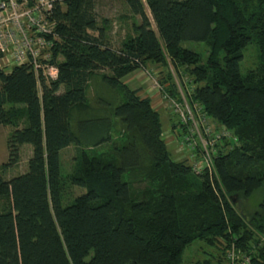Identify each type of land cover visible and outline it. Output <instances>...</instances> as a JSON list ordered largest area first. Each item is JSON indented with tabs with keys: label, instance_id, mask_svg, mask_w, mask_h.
Wrapping results in <instances>:
<instances>
[{
	"label": "trees",
	"instance_id": "1",
	"mask_svg": "<svg viewBox=\"0 0 264 264\" xmlns=\"http://www.w3.org/2000/svg\"><path fill=\"white\" fill-rule=\"evenodd\" d=\"M124 1L141 21L118 48L96 0H54L58 77L0 68V126L14 129L0 173V264H182L198 242L220 252L203 264H226L232 247L264 264V200L250 216L239 205L264 188V0ZM184 42L204 43L206 58ZM251 43L260 66L243 75ZM152 66L166 70L161 98L180 103L166 117L189 161L174 160L154 99L126 83ZM187 107L203 139L208 126L220 136L204 172L193 168L205 149ZM24 145L28 169L7 179Z\"/></svg>",
	"mask_w": 264,
	"mask_h": 264
},
{
	"label": "rangeland",
	"instance_id": "2",
	"mask_svg": "<svg viewBox=\"0 0 264 264\" xmlns=\"http://www.w3.org/2000/svg\"><path fill=\"white\" fill-rule=\"evenodd\" d=\"M96 12L100 19H106L110 21V33H109V42L114 47H119L121 41L125 38V36L132 31L133 22L139 23L140 18H135L131 15L130 9L127 6L124 0H96ZM146 13L148 17L152 20L151 14L146 8ZM153 24V28L155 29V25ZM182 47L185 49H189L195 51L202 55L204 58L207 56V48L204 43H194V42H184ZM260 66V51L258 46L255 43H251L244 50V58L240 63L241 72L243 75L248 74L249 71L257 70ZM9 70V69H8ZM140 75H133L132 79L128 80L129 85L131 87L145 88L148 91V94L154 99L155 106L160 110L161 117L164 122V137L168 141V144L173 148V156L174 160L180 161L183 159H187L180 150V144L176 143L178 139L180 142L183 140V136L179 138H174L176 133L170 127L168 122V118L166 114H170V110L168 106H172V101L176 102L174 99H165L161 98V93L163 91V87L160 84V80L165 77L166 70L161 67L152 66L148 68V70L139 72ZM137 74V73H136ZM189 78L184 77L182 80L187 82L189 85ZM126 83L127 82V79ZM124 80V81H125ZM181 81L179 78L176 79V82ZM133 86H132V85ZM189 89H191L189 87ZM94 94V93H93ZM146 97V96H144ZM180 104V103H179ZM164 116V118H163ZM173 117V120L178 122L176 117ZM14 129L10 126H0V173L3 172V166L8 163L9 160V150H8V141L10 139L11 134ZM32 147L30 145H24L21 149V160L17 166L11 167L7 171L4 172V175L7 179H11L17 175L23 174L28 169V161L32 155ZM185 150V153H192ZM62 165L64 171L66 173H70L73 171L75 167V158L77 155V150L74 146L64 150L62 153ZM193 154V153H192ZM188 160V159H187ZM189 161V160H188ZM80 191L76 190L74 192V196L80 195ZM264 200V188L255 194L254 199L251 201H242L240 202V206L243 209V213L250 216L253 211L259 210V206L261 202ZM213 257H220L219 249L216 247H210L205 243H195L186 249L183 255V263L182 264H203L204 260H207ZM213 259V258H212ZM211 264H218L217 260L212 261Z\"/></svg>",
	"mask_w": 264,
	"mask_h": 264
},
{
	"label": "built area",
	"instance_id": "3",
	"mask_svg": "<svg viewBox=\"0 0 264 264\" xmlns=\"http://www.w3.org/2000/svg\"><path fill=\"white\" fill-rule=\"evenodd\" d=\"M54 8V0H0V68L12 69L27 65L37 75L41 74L53 80L58 77V68L52 63L50 52L55 41L59 39L56 24L50 19ZM187 110L184 120L193 124L191 133L193 136L198 133L205 149V155L199 161H194L193 168L195 172H204L212 169L213 155L208 149L220 136L215 138L214 128L208 126L206 135L210 139H203L198 129L199 120L189 107ZM201 122L203 125L205 119ZM188 150L194 151L195 146H189ZM227 253L226 264H251V258L236 247H232Z\"/></svg>",
	"mask_w": 264,
	"mask_h": 264
},
{
	"label": "crops",
	"instance_id": "4",
	"mask_svg": "<svg viewBox=\"0 0 264 264\" xmlns=\"http://www.w3.org/2000/svg\"><path fill=\"white\" fill-rule=\"evenodd\" d=\"M135 75H140V73H137V74H135ZM133 77L132 76H130V77H128L127 78V82H128V84H129V81L128 80H130V79H132ZM132 85V84H131ZM133 86V85H132ZM134 87V86H133ZM135 89H138L137 87H134ZM141 89V88H140ZM143 89V88H142ZM144 91H145V95L144 96H148V97H151L149 94H148V91L144 88ZM152 98V97H151ZM153 99V98H152ZM157 106V105H156Z\"/></svg>",
	"mask_w": 264,
	"mask_h": 264
},
{
	"label": "bare ground",
	"instance_id": "5",
	"mask_svg": "<svg viewBox=\"0 0 264 264\" xmlns=\"http://www.w3.org/2000/svg\"><path fill=\"white\" fill-rule=\"evenodd\" d=\"M9 70H10V69H9ZM167 98H169V97H165V99H167ZM169 99H171V98H169ZM172 104H173V107H175V108H180V104H179V103L172 101ZM227 256H228V253H227L226 257H227Z\"/></svg>",
	"mask_w": 264,
	"mask_h": 264
}]
</instances>
